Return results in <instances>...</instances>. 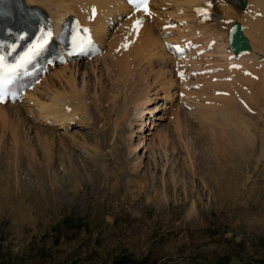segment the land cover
Here are the masks:
<instances>
[{"label": "rangeland", "instance_id": "1", "mask_svg": "<svg viewBox=\"0 0 264 264\" xmlns=\"http://www.w3.org/2000/svg\"><path fill=\"white\" fill-rule=\"evenodd\" d=\"M104 61L87 64L88 101L96 79L121 78ZM256 104L260 115L171 108L145 138L133 114L120 122L102 105L68 133L22 109L0 114V264H264V100Z\"/></svg>", "mask_w": 264, "mask_h": 264}, {"label": "bare ground", "instance_id": "2", "mask_svg": "<svg viewBox=\"0 0 264 264\" xmlns=\"http://www.w3.org/2000/svg\"><path fill=\"white\" fill-rule=\"evenodd\" d=\"M228 1L232 3L233 1L239 0ZM248 1L249 12L245 14L229 5L220 7L218 4L217 6L220 0H213L212 6H216L215 10L217 12L216 16L212 15V12L210 14L213 22H205L200 25L195 17L199 19H204V17L200 16L194 10L197 7H206L207 2H210V0H154L153 6L156 11L153 9L152 14H159L158 18H156V22L160 23L164 15L166 21L170 18L177 23H186L184 30L178 29L177 35L175 34V36L170 37L169 40L179 41L182 37L193 35L196 30H199L202 35L201 41L199 42H202V47L206 49L203 55L205 58L202 60L205 63L199 61L186 62V65L193 68L191 70H199L204 74L202 76L198 75L199 77H188L185 81L181 82L176 79L174 71L169 68V62L166 61L168 55L163 46V34L160 33L155 22H150L149 18L144 14H137L123 20L119 28L112 32L108 29L105 17L110 16L117 19L118 14H122V12L119 9L111 8L114 3L110 0H25L27 6L42 7L55 19H60L69 14H78L85 22H90V18L88 15L82 14V11L85 8H90L93 4L96 5L99 10V16L93 24L94 31L102 42H104L102 35L107 36L108 32L110 33V39L107 41L106 52L88 65L93 66L92 64H94L95 66L99 61L106 60L104 61L106 62V74L112 76V74H114L112 69H117L119 71L118 76H121V78L116 77L117 80L115 77L110 78L107 76L109 80L112 79V83L108 80V82L111 83V87L106 86V83H104L105 81L102 83V78L96 79L94 82H96V85L99 84L98 90L100 91H95L97 92L96 94L92 91L93 96L91 97L93 101H88L90 94H87V89H92L90 88L91 82L88 77L90 73L88 65L83 63H72L66 66H60L51 71L33 91L26 94V101L23 105L0 106V114H5L2 116L6 117L5 112L9 113L11 109H22V112L34 117L37 123L45 130L54 129L56 131H62V129H68L71 123H75L77 128L85 129L87 125L90 124H88L89 121L87 117L91 116L90 114L89 116L85 115H88L87 113H90L93 109L100 111L99 106L102 105L108 108L107 110L112 113V117L113 115L117 116L118 119L120 117V122L125 119V116L131 114L139 119L140 128L138 129V133H140L141 138H145L144 135H147V133L151 135L150 131L155 130V123H152L153 119L157 122H163L166 118H169L168 116L166 117V114L171 108H175V112L179 111L182 113H185L182 110H187L190 111L192 115L202 113V111H204L203 107L213 111L215 109L216 112L223 113V115L224 111L228 112L230 110L239 111L241 112L240 114H247L248 112L241 105L244 102L248 105L251 113L255 112L259 114L260 111L256 109L258 104H256V102L264 100V61H262L264 60V0ZM160 8L168 10L163 11V13L158 12ZM181 11H183V14H181ZM224 15L228 20L233 18L240 21L243 19L246 20L244 25L245 34L249 37L253 46V50L250 53L242 55V57H235L233 56L234 54L229 51L226 31L228 26L225 24L226 20L224 19ZM137 20H140L142 23L138 28L134 29V22ZM185 30H189L188 32L190 33L185 35ZM212 41L215 42V45L210 47L208 44ZM124 45H126V47ZM259 55H261L262 60ZM230 57H232L231 60H229ZM210 58L212 59L210 60ZM254 62H258V64H254ZM181 64L184 65L185 63L181 62ZM232 65H241L242 68L240 70H234L231 69ZM150 66L152 69L156 68V70H150ZM104 70L105 69L100 72H103L105 75ZM246 70L250 71L255 77L260 76L259 81H253L250 77L244 76L243 74ZM93 72L94 74L96 73V75L98 73L96 69ZM101 76L103 75L101 74ZM79 78H81L80 82H78ZM52 79H58V82L55 88L49 91L47 87L53 82ZM193 79H196V82L192 81ZM80 84H82V87H80ZM149 87H153L152 91H154V93H151L152 97H149L150 93L147 92V90L150 91ZM179 88H181V90H177ZM42 89H46L44 94L41 93ZM94 90H97V88ZM89 92L91 93L90 90ZM217 92L220 93L217 94ZM225 92H227V95H222V93ZM181 93H183L182 97H180ZM137 100L139 105H135ZM139 100H143V103L139 102ZM154 101H158L157 106L153 109H148L146 106L151 105ZM90 102L93 106L89 104ZM109 104L110 106L108 107L107 105ZM188 108H190V110H188ZM221 108H223L224 111L221 110ZM103 110L106 109H101V111ZM234 111L233 113H235ZM171 112L173 111H170V113ZM105 113L108 114L107 111ZM105 113L103 114L105 115ZM203 116L206 120L207 115ZM91 118H93V122H97L96 119L98 118H96L94 114ZM8 119L9 118L6 120ZM103 119L105 118L103 117ZM180 119L183 120L182 117H180ZM240 119L243 118L240 117ZM116 120H114V122ZM250 120L251 119H249V121ZM178 121V125H182L183 121L179 119ZM90 122L92 121L90 120ZM105 123L106 122H103V124ZM115 123L118 124L117 121ZM151 125H153V127ZM100 126L103 128H99L98 130L105 131L104 126L102 124H100L99 127ZM147 126H151V128ZM105 127V129H108V126ZM236 127L239 126L237 125ZM228 130L229 129L226 130V133ZM245 130L247 129L245 128ZM238 132V136H240L239 139L241 135H245H240V128L236 131V133ZM166 133L167 132H164V139L167 138L166 135L168 134ZM224 135L226 134L224 133ZM133 136L134 134H132V138ZM225 137L226 140L229 139L227 136ZM233 137L235 139V136ZM221 138L222 136L219 139ZM145 140L146 139H140V145L137 146L138 148H134L130 153L132 154L134 151H137L142 145H144V148ZM222 140L225 139L222 138ZM229 143L225 142V144Z\"/></svg>", "mask_w": 264, "mask_h": 264}, {"label": "snow or ice", "instance_id": "3", "mask_svg": "<svg viewBox=\"0 0 264 264\" xmlns=\"http://www.w3.org/2000/svg\"><path fill=\"white\" fill-rule=\"evenodd\" d=\"M130 2L135 5L137 11L143 10L146 14L152 15L148 7L149 0H130ZM212 2L213 0H210L209 5H207L205 8L197 9L196 11L198 12V14L203 17H209L208 9L211 7ZM141 23L142 22L140 20L135 21L134 29L138 28ZM227 23L231 24L232 22L227 21ZM84 31L87 32L88 30L85 29ZM51 36V31L42 33L41 36L37 39V41L31 45V47L19 58L16 63L8 64L6 62V57L4 55H0V102H4L3 95L7 90V85L12 82L18 70L24 68L35 57V55H37L45 47ZM85 43L91 45L92 40L90 37L85 40V38L80 35V29L78 26L77 34L72 37L74 51L76 49H79L81 52H83ZM124 46L126 47V45ZM0 47H2V45H0ZM13 50L15 49L13 48ZM176 51L183 52V49L177 46ZM180 75L181 77H183V73H181Z\"/></svg>", "mask_w": 264, "mask_h": 264}, {"label": "water", "instance_id": "4", "mask_svg": "<svg viewBox=\"0 0 264 264\" xmlns=\"http://www.w3.org/2000/svg\"><path fill=\"white\" fill-rule=\"evenodd\" d=\"M241 29H239V35H240V40L241 42L238 45H235L236 50L242 49V48H249V43L248 40L243 36V34L241 33Z\"/></svg>", "mask_w": 264, "mask_h": 264}]
</instances>
